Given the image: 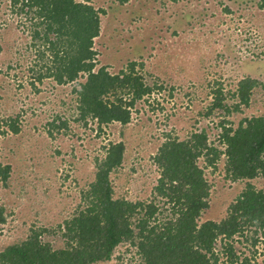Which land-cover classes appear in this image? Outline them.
I'll return each mask as SVG.
<instances>
[{
    "label": "rangeland",
    "instance_id": "obj_1",
    "mask_svg": "<svg viewBox=\"0 0 264 264\" xmlns=\"http://www.w3.org/2000/svg\"><path fill=\"white\" fill-rule=\"evenodd\" d=\"M89 1L108 10L101 15L103 34L94 41L97 68L106 66L117 74L135 62L137 74L155 90L137 101L128 126L114 123L100 130L90 119L85 125L78 120L73 92L85 78L63 85L53 78L38 81L52 60L49 53L39 56L44 48L31 46L33 13H18L10 0H0V164L11 166L7 183L0 180L5 219L0 222V252L41 228L55 231L45 233L44 242L53 249L64 247V225H58L84 204L81 196L93 181L96 160L105 157L110 143L126 146L123 165L111 177L115 197L146 204L155 200L163 207L165 200L153 190L161 176L154 156L167 135L184 140L205 129L209 143L224 151L219 141L223 120L237 127L242 119L264 115V10L259 0ZM246 77L261 83L249 106L206 115L215 89L220 87L232 106ZM9 119H18V134L5 125ZM64 121L66 126H52ZM197 164L210 186V207L201 222L225 218L248 183L264 191V176L230 180L224 155L213 167L203 157ZM243 239L237 238L238 253L251 264H264V238L256 247ZM142 263L137 247L124 243L112 260L97 264Z\"/></svg>",
    "mask_w": 264,
    "mask_h": 264
},
{
    "label": "trees",
    "instance_id": "obj_2",
    "mask_svg": "<svg viewBox=\"0 0 264 264\" xmlns=\"http://www.w3.org/2000/svg\"><path fill=\"white\" fill-rule=\"evenodd\" d=\"M10 4L18 13H33L36 29L31 46L44 48L37 51L40 57L51 56L52 66L38 81L53 78L63 85L85 78L79 89H73L78 120L87 125L90 119L100 130L114 123L128 126L137 101L150 97L155 88L137 74L135 62L117 74H111L106 66L97 68L94 41L101 34V15H108V10L96 8L89 0H10ZM258 6L264 10V0H259ZM260 85L256 79H242L232 106L227 105L221 88L215 89L206 115L216 109L227 114L241 112ZM4 123L12 133L20 132L18 119ZM52 126L61 128L66 122ZM221 128L219 141L225 145L224 151L209 143L205 129L184 140L167 135L154 156L161 176L153 190L165 200L163 207L155 200L146 204L115 197L111 177L123 165L126 146L122 141L110 143L105 157L96 160L93 181L81 196L84 204L71 219L58 225L59 229L64 225V247L53 249L50 242L42 240L45 233L55 232L53 229H34L25 241L0 252V264L104 263L112 260L124 243L137 247L142 264H251L235 244L237 238H244L256 247L264 238V191L248 183L228 207L225 218L201 222L210 207V186L197 162L203 157L207 166L213 167L224 155L230 180L264 176V115L242 119L237 127L223 120ZM10 175L11 166L0 164L3 184ZM166 212L170 213L166 216ZM0 222H5L2 209ZM250 229L254 230L252 237Z\"/></svg>",
    "mask_w": 264,
    "mask_h": 264
},
{
    "label": "crops",
    "instance_id": "obj_3",
    "mask_svg": "<svg viewBox=\"0 0 264 264\" xmlns=\"http://www.w3.org/2000/svg\"><path fill=\"white\" fill-rule=\"evenodd\" d=\"M102 34H103V30H101V34H100V36L98 38H100L102 36Z\"/></svg>",
    "mask_w": 264,
    "mask_h": 264
}]
</instances>
